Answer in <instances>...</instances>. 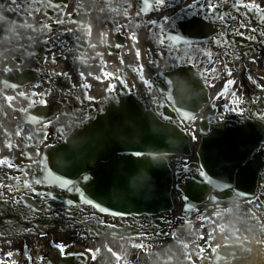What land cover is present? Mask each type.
Instances as JSON below:
<instances>
[{"label":"flooded vegetation","instance_id":"af4514ba","mask_svg":"<svg viewBox=\"0 0 264 264\" xmlns=\"http://www.w3.org/2000/svg\"><path fill=\"white\" fill-rule=\"evenodd\" d=\"M187 1L189 0H164L163 4H157L154 0V9H151L150 6L144 9L142 4L148 5L144 0H0V26L3 29V42L7 49L23 48L32 50L35 47L36 42L30 34V19L41 9L52 11L55 21H71L78 16L83 24L82 29L77 32L79 33L77 39L75 41L65 39L61 47V56L67 67H73L80 57L93 51L109 49V46L123 45L122 47H127L131 45L133 47L122 71L123 80L121 83L114 82L113 85L111 83L104 86L90 75H80L79 78L75 76L78 90H76V94L36 98L38 100L35 99L33 106H31V101L28 103L23 99H17L16 92L11 93L12 99L9 100L6 87L0 86V126H4L0 130V147L3 148V151H0V161H7V163L0 164V190L9 191L13 195L12 198L16 196L25 198L23 204L15 203L14 209L32 212V205H35L33 202L29 203L26 199L33 194L34 187L31 182L35 172L29 170L34 165L31 164V161L15 163L16 158L23 154L22 152L18 153V146L33 139V135L27 136L25 134L30 130L29 124L26 122L30 107L37 106L41 102L45 104L50 102L56 107L52 118L46 120L47 127H54L57 130L54 135L55 142H60L61 137L69 129L90 115L96 109L101 97L122 87L126 84V81L133 85L132 89L139 92V96H143L147 104L154 110L160 113H169L166 108L170 107L178 115L175 103L169 98V92L174 91L175 83L172 86L168 84V81L172 80L160 71L158 61L153 60V57L158 55L162 48L161 31L163 30L166 33V31L172 29L181 28L182 32L189 33L187 27L198 22V20H188L194 19L193 12L195 11L200 13L199 17L201 18L199 20L217 24L219 32L212 33L210 39H206L205 36L200 38L197 41L200 48H194L192 51L186 47L184 49L186 44L169 43L166 44V48L174 54L171 58H174L176 68L194 67L196 79L201 77L206 85L198 91L208 93L209 97L211 96L213 105L217 106L215 111L212 103L205 106L201 110L200 119L203 120L208 118L210 114L212 115L211 131L224 120H235L242 125L263 121L264 72L256 74L248 69L240 71V66H238L230 75L233 83L217 86L215 85V68L218 66L220 58L229 64L232 62L250 63L257 66L258 70L264 66V0H214L211 5H204L198 11L197 8L192 7V12H188L187 15L184 14L185 17L175 14L178 6ZM253 5L258 7H253ZM218 9L224 10V14L219 17H217ZM163 10L171 11L172 14L165 13L163 23L153 30V16ZM171 15L175 16L169 18ZM242 42H245V44L241 46V50L232 53L235 56L233 59L222 53L226 48L238 46ZM197 49L200 50L192 53ZM183 54L185 56L180 58ZM169 65L171 64L169 63ZM8 68L9 65L1 67L0 73L2 76H6ZM221 80L218 82H221ZM71 103H74V107L70 106ZM26 105L27 108L20 111V108L26 107ZM202 120L199 121V125ZM177 122L195 136L193 143L203 138L199 125L198 130H195L192 126L193 122L188 123L179 115L177 116ZM36 143L30 142L33 148L36 147ZM259 152L264 156V145L261 146ZM186 160L181 156L172 158V165L176 169V176H180L181 183L199 176L198 170H189L190 163H197L198 157L195 155L189 161ZM9 164L12 166L9 167ZM263 183L264 170L259 176L260 186L257 195L251 200H242L234 196L225 201L223 205H219V202L223 201L214 204V199L218 196L211 194V198H209L204 208L199 210L200 206L195 207L193 216L197 229L200 231L207 230L209 236H214L216 232H222L223 226L232 224L235 230L239 232L240 228L236 227L241 225L242 218L247 215L252 222L251 225H255V230L261 232L262 228L257 225V222L258 220L263 222L264 217ZM18 190L23 192L17 195ZM212 193L217 192L214 190ZM49 197L50 192L47 190L41 195H37V199L46 203L45 205L48 203L62 205L58 202L52 203L48 200ZM62 213L66 218L71 215L78 216L81 211L76 208L73 214H69L65 210H62ZM25 214L24 212L18 213L19 219L15 223H0V228L3 229L0 230V234H3L8 226L21 225V222L25 221L22 218ZM29 216L32 219L35 218L34 214ZM79 217L77 218L82 220ZM78 219L74 220L75 224ZM65 220L68 221L69 219L66 218ZM89 220H94V217L90 215ZM107 220L121 222L112 218ZM139 222L141 223L139 225L141 229L152 226V224L145 222V219ZM87 232H89L88 229ZM226 232L228 231L226 230ZM145 233L149 234L148 231ZM150 236L154 240L156 235L149 234ZM161 238L158 234L157 241ZM211 257L212 253H208L198 260L190 259L188 256L179 258L176 264H213ZM163 264L167 263L163 262Z\"/></svg>","mask_w":264,"mask_h":264},{"label":"water","instance_id":"95a60500","mask_svg":"<svg viewBox=\"0 0 264 264\" xmlns=\"http://www.w3.org/2000/svg\"><path fill=\"white\" fill-rule=\"evenodd\" d=\"M181 102L191 104L189 98H183ZM116 103L119 104L118 99ZM111 107L107 114L93 121L82 133H77L57 149L55 155L49 156L53 169L70 179L58 175L56 184L68 187L64 181L69 182L72 186L68 189L80 192L84 201L91 200L99 208H106V212L153 214L169 209L173 180L166 156L189 150L188 136L175 127L171 133L153 114L145 113L133 98L119 105L112 102ZM208 140L204 139L199 155L210 177L214 172L209 164L219 169L227 168V157L238 160L232 155H240V161H244L243 156L247 155L246 151L242 153L234 148L232 151L238 154L223 157V147L215 154L209 153L206 150V146H210ZM231 143L242 144L240 141ZM238 166L235 165L233 170ZM249 172V168L242 169L237 177L238 184L244 183V178L249 179L246 177ZM215 173L221 174L222 181H230L231 173L220 170ZM192 194L199 195L198 192Z\"/></svg>","mask_w":264,"mask_h":264},{"label":"bare ground","instance_id":"6f19581e","mask_svg":"<svg viewBox=\"0 0 264 264\" xmlns=\"http://www.w3.org/2000/svg\"><path fill=\"white\" fill-rule=\"evenodd\" d=\"M148 5L142 4V7L144 9L148 8L152 3L149 2L147 3ZM224 10L222 9H218L217 10V17H219L220 15H223ZM213 16V13H212ZM197 21V20H196ZM188 32H190L191 35H198L200 33H204V36L206 37V39H210L212 33H218L219 32V27L217 24H210L205 20H198V22H195L194 24H190L187 27ZM239 38V37H238ZM245 42H242L240 45L238 46H231L226 48L222 53L226 54V57L233 59L235 56L232 54L237 53L238 51H240L241 46L244 45ZM217 48V47H216ZM218 49V48H217ZM238 57V56H236ZM177 74H179V71L177 72ZM184 77L187 76H193L192 73H186L183 74ZM195 77V76H193ZM196 78V77H195ZM197 80L201 81V77H198ZM18 150H34L33 146H31L29 141H26L23 145L18 146L17 148ZM176 153H179V151H177ZM169 160H171V158H168ZM13 196H11L10 198H8L7 200H5L3 202L4 205V209L2 212H0V221H3L5 223H15L17 222V220L19 219V215H18V210L14 209L15 208V203L19 202L21 204H23L25 202L24 197H19L16 196L15 198H12ZM20 206H25V205H20ZM55 208V206L53 207ZM51 209V208H50ZM25 221H22L21 224L22 225H28L29 224V216L26 215L25 217ZM6 237V236H5ZM4 240V239H2ZM6 241V240H4ZM250 256L248 257H244L239 262H234L233 264H258L260 263V261L262 260L263 256L260 253H256L254 254V252H250Z\"/></svg>","mask_w":264,"mask_h":264},{"label":"snow or ice","instance_id":"6c2138e0","mask_svg":"<svg viewBox=\"0 0 264 264\" xmlns=\"http://www.w3.org/2000/svg\"><path fill=\"white\" fill-rule=\"evenodd\" d=\"M156 2H157V4H163V3H164V0H156ZM145 3L147 4V0H145ZM253 7H258V6H257V5H253ZM138 55H139V54H138ZM173 83H174L173 81H168V84H169L170 86H172ZM229 83H233V81H229ZM175 86H176V88H177L178 91L182 90V88H183V83H182V81H176V82H175ZM169 95H170V97H171V92H169ZM8 99L11 100L12 98L9 97ZM176 110H177L178 112H182V110H181L180 108H177ZM182 115L185 116V117H187L188 119H194V117L191 116V115H189L188 112H182ZM9 147H10V145H9ZM137 155H139V153H137ZM4 163H7V161H0V164H4ZM8 166L11 167L12 165L9 164ZM200 174H201V176H204V175H205L203 172H201ZM64 183H67V181H64ZM85 202L88 203V204H92V201H91V200H85ZM93 206L95 207L96 205H93ZM99 210H100L101 212H105V211H107V209H106V208H103V207H100ZM115 214H116V213H113V215H115ZM56 246L60 249L61 252L64 251V246H63V245L58 244V245H56ZM139 247H143V245H139ZM110 251H111V250H110Z\"/></svg>","mask_w":264,"mask_h":264},{"label":"rangeland","instance_id":"374dc122","mask_svg":"<svg viewBox=\"0 0 264 264\" xmlns=\"http://www.w3.org/2000/svg\"><path fill=\"white\" fill-rule=\"evenodd\" d=\"M2 243H4V241L2 240V238H0V247L2 246ZM6 248H7V243L3 248L4 251H6ZM6 256H7V252L0 253V263L6 258Z\"/></svg>","mask_w":264,"mask_h":264}]
</instances>
